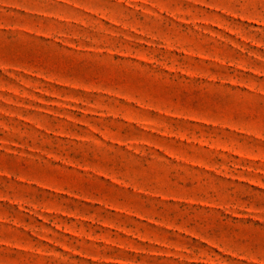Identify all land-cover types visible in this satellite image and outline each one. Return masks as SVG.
Listing matches in <instances>:
<instances>
[{"label": "rangeland", "instance_id": "obj_1", "mask_svg": "<svg viewBox=\"0 0 264 264\" xmlns=\"http://www.w3.org/2000/svg\"><path fill=\"white\" fill-rule=\"evenodd\" d=\"M0 264H264V0H0Z\"/></svg>", "mask_w": 264, "mask_h": 264}]
</instances>
